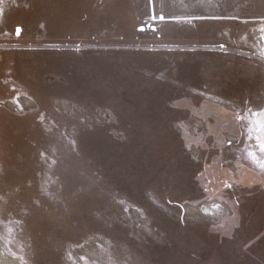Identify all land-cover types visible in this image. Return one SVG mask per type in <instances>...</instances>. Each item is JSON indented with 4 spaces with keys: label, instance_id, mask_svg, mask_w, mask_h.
<instances>
[{
    "label": "rangeland",
    "instance_id": "374dc122",
    "mask_svg": "<svg viewBox=\"0 0 264 264\" xmlns=\"http://www.w3.org/2000/svg\"><path fill=\"white\" fill-rule=\"evenodd\" d=\"M262 28L259 0H0V250L18 264H264ZM51 82L67 94L49 97ZM210 104L235 125H209ZM117 117L122 132L99 127ZM218 156L230 188H207L203 159Z\"/></svg>",
    "mask_w": 264,
    "mask_h": 264
},
{
    "label": "trees",
    "instance_id": "16d2710c",
    "mask_svg": "<svg viewBox=\"0 0 264 264\" xmlns=\"http://www.w3.org/2000/svg\"><path fill=\"white\" fill-rule=\"evenodd\" d=\"M168 58H169L168 56H165L164 55V56H161L160 59L159 58H157V59L158 60H161V62H162V61H167L166 59H168ZM233 58H234L233 59V62L234 61L241 62V58H238L237 56L236 57H233ZM69 74H70V76L67 74V76H69L68 79L69 78H72V77H75L77 75V74H74V73H69ZM28 79L29 80H24L23 78H21L20 80L23 81V82H25V84H27V85H31L32 84V81H31L30 78H28ZM64 83L65 82H63V83L62 82H51V83L44 84L43 85L44 91H45L46 94L48 93V96L49 97H51L53 95H55V96H61V95L67 94V93H64V92H65V90L69 86H67V85L65 86ZM69 84H71V83H69ZM78 84H80L79 81H78ZM174 100H171L167 104L169 106L172 105V103H173ZM102 101L103 100H98L96 102L97 105L104 106L105 104H102ZM176 102H178V103L181 102L182 103L181 106H178L179 109H181V110H187V108L189 109V107L191 108V106H192V104H191L190 101H188V103L187 102L185 103V102H182V100L176 99ZM164 104H166L165 103V100H164ZM176 105H177V103H176ZM209 106H212L213 109H210V107H209L207 110L205 109L204 110V113L202 114V118H205L209 125L211 124L212 127H215L218 130H220V128L221 129L224 128V127L226 128V127L231 126V125L234 124L233 123V120H231L230 116L226 112H221V113L220 112H217L219 106H217V105H211V104ZM110 110L114 113V115H116V110H112V109H110ZM8 117H10L12 120H15V121H23L25 119V116L24 115L18 116V115L12 114V115H9ZM28 117H29V119L31 121V123L29 121L27 122L28 125L32 124V126L34 128L35 127L38 128L37 123H35L36 122V118L34 119L33 115H30ZM25 123H23V124H25ZM124 123H125V121L122 118L117 117V119H116L115 122H108V123H104L103 122V123L99 124V127L102 128V130H104V131H109L111 129H118L119 131L121 130V132H122L123 131V127H124ZM180 146H181V148L184 147V146L182 147V145H180ZM183 152L185 153L184 155L186 157L190 158L189 153H187L185 151V149L183 150ZM203 160L204 161H207L204 164V169H203L204 171L203 172H204L205 175L210 176V180L207 182L208 184L206 183L207 184V188H208L209 185H211L216 180H220V183H224V187L230 188L229 184H226L225 183V179H224V178H226L225 175L227 174L226 173V170H225L226 169L225 168V165L226 164L224 163L225 160H223V158L221 156H218L217 158L207 157V159L204 158ZM249 170H248V172H251V169H249ZM97 174H98V172H97ZM209 189H208V191H209ZM256 194H261L262 195V193H260L258 190H257Z\"/></svg>",
    "mask_w": 264,
    "mask_h": 264
},
{
    "label": "bare ground",
    "instance_id": "6f19581e",
    "mask_svg": "<svg viewBox=\"0 0 264 264\" xmlns=\"http://www.w3.org/2000/svg\"><path fill=\"white\" fill-rule=\"evenodd\" d=\"M254 37L258 41H260L262 48L264 49V31H257L254 34ZM222 210V207L217 203H204L200 207V211L202 213L208 214L210 216H215L216 214H218V212H221ZM0 264H18V262L15 258H12L4 251L0 250Z\"/></svg>",
    "mask_w": 264,
    "mask_h": 264
},
{
    "label": "snow or ice",
    "instance_id": "6c2138e0",
    "mask_svg": "<svg viewBox=\"0 0 264 264\" xmlns=\"http://www.w3.org/2000/svg\"><path fill=\"white\" fill-rule=\"evenodd\" d=\"M259 2H260V4L264 5V0H259ZM160 18L163 19L162 16ZM261 31H264V28H262ZM260 101H261V103H264V97H261ZM261 150L264 151V141L261 142Z\"/></svg>",
    "mask_w": 264,
    "mask_h": 264
},
{
    "label": "water",
    "instance_id": "95a60500",
    "mask_svg": "<svg viewBox=\"0 0 264 264\" xmlns=\"http://www.w3.org/2000/svg\"><path fill=\"white\" fill-rule=\"evenodd\" d=\"M148 26H149V25H148ZM150 28L154 29V26H150ZM18 31H19V28H17V33H18Z\"/></svg>",
    "mask_w": 264,
    "mask_h": 264
}]
</instances>
